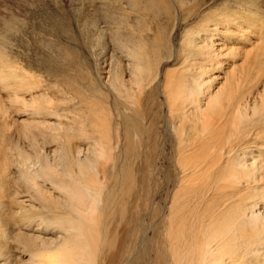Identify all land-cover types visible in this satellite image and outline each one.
<instances>
[{
  "label": "bare ground",
  "instance_id": "6f19581e",
  "mask_svg": "<svg viewBox=\"0 0 264 264\" xmlns=\"http://www.w3.org/2000/svg\"><path fill=\"white\" fill-rule=\"evenodd\" d=\"M80 2L0 0V264H264V0Z\"/></svg>",
  "mask_w": 264,
  "mask_h": 264
},
{
  "label": "rangeland",
  "instance_id": "374dc122",
  "mask_svg": "<svg viewBox=\"0 0 264 264\" xmlns=\"http://www.w3.org/2000/svg\"><path fill=\"white\" fill-rule=\"evenodd\" d=\"M46 1H47L48 5L50 7V10H49L50 11V16H52L53 18L49 17L48 18L49 20H47L46 22L45 21L42 22L41 26L48 28V30L49 29L50 30L51 29L56 30L57 28H58L57 30H59V31L68 30V33H70L69 36H67V38H65V35L61 36L62 38H61V40H59V43L62 46H65V48H66V46H68L70 48L68 52L70 53V56H72L73 58H77L75 60H80V62H84L86 66L90 65L92 67L93 66L94 57L92 56V53L88 49L86 50V46L84 44V40L82 39V38H84V35H82L83 33L81 32V29L78 28V25L74 22V18H75L76 14H77V11L75 13L74 10L75 9L77 10L79 8L78 6L81 5L80 0H71V1L70 0H56V1L55 0H46ZM76 1H78V2H76ZM206 1H207V4L210 1V3H209L210 5H207V8L204 10V12H205L204 15L206 17L204 19L205 21H207L208 19H211V16H212V14H213V12L215 10L223 12L224 10H222V9H223L224 6H227L226 4L228 2H229V4H232V0H206ZM236 1L238 2L239 0H236ZM85 2H87V1H85ZM77 4H79V5H77ZM72 10H73V12H72ZM66 19L69 21V23H68V21ZM65 25H66V27H65ZM178 28H175L173 30H169L168 33L166 32V38L168 40L170 39L169 43L172 42V43H170L172 45H173V43H175L174 46H177V47H178L177 42L179 43V40H180V38L182 36V31L183 30L196 29L197 33H199V34H201V32L203 31L201 28H198L196 26V23H192V22H189L188 24H181ZM173 36H174V39L172 38ZM63 38H64V40H63ZM44 39L48 40V39H51V38L49 36H45ZM67 39H69V40L67 41ZM216 41H218V40H216ZM37 46L38 45H36L35 43H32L30 41V42H28V47L27 48H30L32 50H37V53H31L29 55L31 57H34V55L37 54V57H36L37 62H39V64H42V66L37 64L36 62L32 63V61L30 60L31 66L28 65L29 63L28 64L25 63V68H26V70L28 68V72H32V73H34V74H36L38 76H42L43 78L47 79V73H46V70H45V64H47L46 63L47 58H46V56L44 57L42 55V53H44V51L41 50V48H39V47L37 48ZM171 62H176V63H174L175 64L174 65ZM226 62H227V64H226L225 71H224L225 74H229L228 72H231V70H234L237 67V64H239V60H234V59H231V58L230 59L226 58ZM195 63H196V61H195ZM183 65H185V63L184 62L182 63V61H181V64H180V61L175 56L174 59L170 60V63L164 64V70L170 72L172 70L173 71H177L175 69H178V71H182L181 69H183V67H182ZM224 73L222 74V76L223 75L225 76ZM167 145H168V143H167ZM166 147L169 148V146H166Z\"/></svg>",
  "mask_w": 264,
  "mask_h": 264
}]
</instances>
